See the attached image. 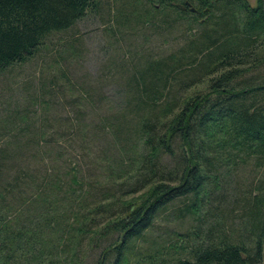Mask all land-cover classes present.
Returning <instances> with one entry per match:
<instances>
[{"label":"trees","instance_id":"trees-1","mask_svg":"<svg viewBox=\"0 0 264 264\" xmlns=\"http://www.w3.org/2000/svg\"><path fill=\"white\" fill-rule=\"evenodd\" d=\"M116 4L118 14L160 34L178 31L181 43L130 66L123 109L103 129L116 146L140 143L133 162L119 161L128 172L123 187L141 201L120 203L112 226L117 237L94 264H124L129 242L176 202H184L170 211L178 219L199 221L202 210L219 214L206 228L188 231L174 247L176 257L158 252L146 264H264V0L255 7L245 0H111L110 9ZM97 6L96 0H0V75ZM37 135L29 139L35 147L53 145ZM15 147L0 148V264H79L84 229L76 223L86 218L76 214L73 186L85 196L93 189L71 176L61 190L42 157L35 173L19 168L25 160ZM243 167L250 175L245 188L233 184L222 193L224 177L236 179ZM227 193L232 206L221 210ZM234 212L236 222L225 225Z\"/></svg>","mask_w":264,"mask_h":264},{"label":"rangeland","instance_id":"rangeland-1","mask_svg":"<svg viewBox=\"0 0 264 264\" xmlns=\"http://www.w3.org/2000/svg\"><path fill=\"white\" fill-rule=\"evenodd\" d=\"M245 1L250 7L257 4V0ZM96 2V10L67 31L51 34L29 60L0 75V148L16 149L15 145H20V157L25 162H19L18 167L34 173L40 168L38 160L45 158L57 174L61 190L71 176L83 179L93 189L95 195L86 197L73 186L78 197L76 214L86 218L80 217L76 223L84 229L76 245L79 264H94L100 250L116 239L112 226L120 203L141 201L139 196L130 198L123 187L128 184L122 182L128 172L119 161L122 157L133 162L142 151L140 143L129 139L124 146H116L110 132L103 130L108 118L123 109L129 68L172 52L181 43L176 30L160 34L155 28L136 23L130 13L118 14V4L110 9L111 0ZM123 15L126 21H122ZM36 133V138H50L53 145L35 147L29 139ZM247 167L239 170L236 179L224 177L222 193L230 194L233 184L245 188L250 179ZM110 171H114L112 175H108ZM64 189L67 198L66 186ZM228 193L218 203L221 210L232 206ZM183 203H173L141 238L129 242L124 264H146L149 255L158 252L168 251L169 257H176L174 247L184 243L186 233L199 226L206 228L219 214L202 210L199 221L186 215L178 219L177 212L170 211ZM236 215L231 214L225 225L234 224Z\"/></svg>","mask_w":264,"mask_h":264}]
</instances>
